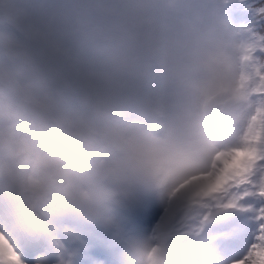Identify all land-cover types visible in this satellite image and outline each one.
<instances>
[{
    "label": "clouds",
    "instance_id": "1",
    "mask_svg": "<svg viewBox=\"0 0 264 264\" xmlns=\"http://www.w3.org/2000/svg\"><path fill=\"white\" fill-rule=\"evenodd\" d=\"M249 25L241 0H0V233L21 264L240 258L251 213L222 205L243 189L204 177L264 120Z\"/></svg>",
    "mask_w": 264,
    "mask_h": 264
},
{
    "label": "snow or ice",
    "instance_id": "2",
    "mask_svg": "<svg viewBox=\"0 0 264 264\" xmlns=\"http://www.w3.org/2000/svg\"><path fill=\"white\" fill-rule=\"evenodd\" d=\"M241 5L250 21V29L255 37L264 40V0H241ZM257 75L264 84V67H257ZM264 139V120L259 116L254 118L242 138V146L229 152L219 154L213 164L214 173L207 174L205 179V195L220 192L231 184L236 189H243L235 193L222 207L238 208L245 213H251L250 237L241 241L236 247H242L243 252L233 264H264V203L254 206L251 197H259L264 201V178L255 192L245 186L250 185V176L256 163L264 160L258 145ZM255 187V185H252ZM241 202H244L242 205ZM25 260L31 264V257L26 255ZM0 264H21V256L10 241L0 233Z\"/></svg>",
    "mask_w": 264,
    "mask_h": 264
},
{
    "label": "rangeland",
    "instance_id": "3",
    "mask_svg": "<svg viewBox=\"0 0 264 264\" xmlns=\"http://www.w3.org/2000/svg\"><path fill=\"white\" fill-rule=\"evenodd\" d=\"M151 205L153 206V209H152V212L151 213L155 212L157 209L160 208L159 206H157L155 204H151ZM161 213H162V209H161ZM158 216H159V214H158Z\"/></svg>",
    "mask_w": 264,
    "mask_h": 264
},
{
    "label": "trees",
    "instance_id": "4",
    "mask_svg": "<svg viewBox=\"0 0 264 264\" xmlns=\"http://www.w3.org/2000/svg\"><path fill=\"white\" fill-rule=\"evenodd\" d=\"M262 90H263V89H262ZM141 208H142V209H145V206H144V205H142V206H141Z\"/></svg>",
    "mask_w": 264,
    "mask_h": 264
}]
</instances>
